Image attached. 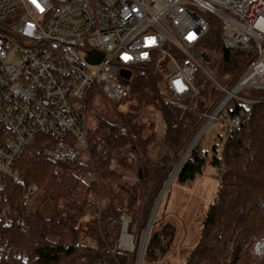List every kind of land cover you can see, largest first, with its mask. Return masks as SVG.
<instances>
[{
  "label": "trees",
  "instance_id": "1",
  "mask_svg": "<svg viewBox=\"0 0 264 264\" xmlns=\"http://www.w3.org/2000/svg\"><path fill=\"white\" fill-rule=\"evenodd\" d=\"M205 19L208 30L198 49L210 58V66L215 59L235 83L253 55L229 50L221 20L208 13ZM134 70L127 84L129 107L120 110L122 101H109L114 119L100 117L91 133V161L84 154L73 163L55 162L45 154L53 138L44 135L19 159L20 180L10 181L6 201L11 224L0 223V250L11 246L25 259L11 253L0 256V264H135V255L117 247L122 218H131L129 232L140 221L142 232L180 155L226 94L215 85L201 101H197L200 94L178 98L167 88L168 72L156 64ZM254 91L258 93L233 98L223 108L228 120L239 118V125L223 127L222 156L209 158L218 168L220 184L185 264H264V88H249L245 94ZM95 95L101 103L108 101L101 93L91 94L88 109ZM147 109L158 112L162 120V139L169 151L162 166L151 159V138L144 136L147 123L138 111ZM149 127L154 128L152 120ZM207 156L200 143L196 145L175 182L185 186L201 176ZM132 158L141 164V178L132 187L120 185L118 169L127 167ZM38 190L44 191L43 199L30 209ZM156 226L157 218L145 249V260L154 262L167 255L175 235L170 225L162 231Z\"/></svg>",
  "mask_w": 264,
  "mask_h": 264
},
{
  "label": "built area",
  "instance_id": "2",
  "mask_svg": "<svg viewBox=\"0 0 264 264\" xmlns=\"http://www.w3.org/2000/svg\"><path fill=\"white\" fill-rule=\"evenodd\" d=\"M201 11L221 20L229 50L253 55L231 89L216 85L234 98L264 88V0H0V223L11 224L9 183L20 180L17 163L38 137L53 138L45 154L55 162L91 161V94L125 100L132 70L159 58L174 65L166 80L174 96L199 94L196 73L211 63L198 49L208 30ZM11 253L25 259L11 246L0 250Z\"/></svg>",
  "mask_w": 264,
  "mask_h": 264
},
{
  "label": "rangeland",
  "instance_id": "3",
  "mask_svg": "<svg viewBox=\"0 0 264 264\" xmlns=\"http://www.w3.org/2000/svg\"><path fill=\"white\" fill-rule=\"evenodd\" d=\"M200 13L205 17L204 12L201 11ZM213 61L214 62L211 66H206L207 73L202 70H198L196 73L194 85L200 91V95H198L197 101H201L205 94H211V91L215 87L216 83H219L226 89H231L236 84V82L231 83V77L229 75L223 74L220 65L216 63L215 59ZM156 66L158 68H162L164 72L174 70V65L166 59L159 58ZM134 72L135 70L133 69L132 74ZM260 83L264 84V74L260 76ZM245 90L241 91L242 93L240 92L236 95L238 97L249 95L254 96L256 93H258L257 91H254L245 94ZM101 100L102 98L100 96L95 95V98L92 99V102L89 105V109L87 111L86 135L88 141L91 140V133L96 127L100 117H106L108 119L113 120L115 116L114 108L112 107L113 105L109 103V100L104 101V103H101ZM126 101L127 100L125 99L120 103V106H118V108L120 107V110H125L129 107V103H126ZM138 113L141 115V120L143 119V121L147 123V128L144 132V136H149L151 138L149 142V152L151 155V159L156 165L159 164L160 166H162L161 160L165 155L169 154V151L162 139L163 125L161 117L158 112L150 111V109H147L145 111L140 110L138 111ZM226 115V109L223 110V112L220 111L217 116V119L212 121L211 123H208V125L202 132V136L198 140L197 145L200 143L202 150L207 152L208 155V161L204 166L203 174L196 178L191 184L185 186L177 184L174 179L160 202V205L155 215V218H157L158 220V226H156L155 228L158 231H162L165 226L170 225L175 230L173 246L164 258L156 262L148 261L147 259L145 260L144 251L143 260L141 264H185L188 255L191 253V251L197 244L209 204L215 197L220 184L218 168L209 162V158H211L213 155H216L217 157L222 156L223 147L225 143V131L223 127L227 124L228 121ZM150 120L154 122V128L149 127ZM140 166L141 164L137 160V158H132L128 162L127 167H122L118 169L121 177L117 179V183L120 185H126L128 187H132L137 184L141 178ZM43 196V190L36 191V194L30 199L29 208L36 209L41 200L43 199ZM125 217L128 220L126 231L134 243V248L131 250L121 246L123 226L120 238L117 243V247L119 249L131 252L132 256L135 255V264H137L139 250L149 220L145 227L142 228V232L140 221L134 226H132V231L129 232L128 228L131 218L127 215L124 216L122 218L123 225Z\"/></svg>",
  "mask_w": 264,
  "mask_h": 264
},
{
  "label": "water",
  "instance_id": "4",
  "mask_svg": "<svg viewBox=\"0 0 264 264\" xmlns=\"http://www.w3.org/2000/svg\"><path fill=\"white\" fill-rule=\"evenodd\" d=\"M125 78H129L130 77V72H124L122 74ZM234 95V94H233ZM228 96L229 94H227V96L222 100V102L218 105L217 107V110H219V112L224 108V106L231 100V99H228ZM235 96V95H234ZM234 96H232L231 98H234ZM215 111V112H216ZM217 112V113H219ZM207 126V123L204 124L202 126V128L199 130V132L197 133V135L194 137V139L192 140V142L190 143V145L188 146V148L186 149V152L187 155H186V158L182 161V158L180 159L178 165L176 166V168L174 169L173 173L171 174L168 182L166 183L162 193L160 194L155 206H154V209H153V212L151 214V217L149 219V222H148V226L146 228V231H145V234H144V237H143V240H142V244H141V247H140V250H139V254H138V262L137 264H141L142 263V260H143V255H144V251H145V248H146V243H147V240H148V236H149V233H150V229H151V226H152V223H153V220L155 218V215H156V212L158 210V207L160 205V202L162 200V198L164 197V195L166 194L167 192V189L168 187L170 186V184L173 182V180L175 179L177 173L179 172L180 168L182 167V165L184 164V162L186 161V159L188 158V156L190 155V153L192 152V150L195 148V146L197 144H193L194 140H196V137L198 136V134L203 131L205 129V127ZM198 143V142H197ZM184 153V154H185ZM126 218V217H125ZM124 218V220H125ZM127 219V218H126ZM123 231H124V225H123Z\"/></svg>",
  "mask_w": 264,
  "mask_h": 264
},
{
  "label": "bare ground",
  "instance_id": "5",
  "mask_svg": "<svg viewBox=\"0 0 264 264\" xmlns=\"http://www.w3.org/2000/svg\"><path fill=\"white\" fill-rule=\"evenodd\" d=\"M232 95H233V94H229L228 99H230V98L232 97ZM217 112H219V110H218ZM217 112H216V113H217ZM216 113H215L214 115H211V118H210V119H211L212 121H213V119H214ZM211 120H209L210 123H211ZM209 122H208V123H209ZM202 132H203V131H201V132L198 134V136L196 137V140H194V142H193L194 145L197 144L198 140H199L200 137L202 136ZM185 152H186V151H185ZM186 155H187V153L183 154V156L181 157V158H182V161L186 158ZM179 161H180V160H179ZM178 163H179V162H178ZM177 165H178V164H177ZM127 225H128V220L125 218V220H124V231H123V235H122V238H121V246L124 247V248H128V249H131V250H132V249L134 248V243H133L131 237L127 234V231H126Z\"/></svg>",
  "mask_w": 264,
  "mask_h": 264
},
{
  "label": "snow or ice",
  "instance_id": "6",
  "mask_svg": "<svg viewBox=\"0 0 264 264\" xmlns=\"http://www.w3.org/2000/svg\"><path fill=\"white\" fill-rule=\"evenodd\" d=\"M33 2H35V0H33Z\"/></svg>",
  "mask_w": 264,
  "mask_h": 264
}]
</instances>
